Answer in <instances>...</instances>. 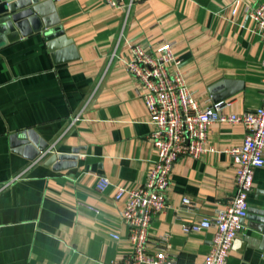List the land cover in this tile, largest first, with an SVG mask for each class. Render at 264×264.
I'll return each instance as SVG.
<instances>
[{
  "label": "crops",
  "instance_id": "1",
  "mask_svg": "<svg viewBox=\"0 0 264 264\" xmlns=\"http://www.w3.org/2000/svg\"><path fill=\"white\" fill-rule=\"evenodd\" d=\"M41 1L64 31L56 60L41 33L0 48V264H123L132 248L116 188L143 185L157 159L144 89L125 66L128 44L155 51L171 43L203 107L226 100L229 111L255 109L264 96V40L250 12L263 0H242L235 16L234 0H134L128 18L104 0ZM30 129L49 145L38 163L40 156L30 160L33 143L11 145ZM244 137L240 124L215 123L208 143L216 151L174 165L151 252L168 250L179 264L210 253L215 230L188 234L183 226L234 197L236 171L224 151ZM74 150L76 159L65 161L74 166H45L52 153ZM249 202L264 211V167ZM253 217L228 264H264V223Z\"/></svg>",
  "mask_w": 264,
  "mask_h": 264
},
{
  "label": "built area",
  "instance_id": "2",
  "mask_svg": "<svg viewBox=\"0 0 264 264\" xmlns=\"http://www.w3.org/2000/svg\"><path fill=\"white\" fill-rule=\"evenodd\" d=\"M104 1L122 10L126 18L134 4V0ZM241 3L242 0H234L230 5L232 16L238 14ZM250 15L264 40V0L252 9ZM128 51L125 66L144 89L142 96L150 117L152 146L157 159L143 185L116 188V200L124 201L122 219L130 230L132 248L123 264H179L168 250L151 252L152 221L168 207L174 165L183 157L201 159L216 151L208 143L210 128L215 123L240 124L245 129L243 143L224 151L231 157L236 171V193L216 215L186 223L183 231L190 234L215 230L210 253L200 263L187 264H228L230 252L236 243L242 241V221L249 214L255 173L264 167V96L259 107L242 112L229 111L232 102L226 100L203 107L190 88L181 69L182 61L171 43H164L155 51H147L140 43H130ZM46 154L44 152L35 163ZM182 202L187 206L193 204L188 197ZM110 234L120 240L118 233L112 231Z\"/></svg>",
  "mask_w": 264,
  "mask_h": 264
},
{
  "label": "water",
  "instance_id": "3",
  "mask_svg": "<svg viewBox=\"0 0 264 264\" xmlns=\"http://www.w3.org/2000/svg\"><path fill=\"white\" fill-rule=\"evenodd\" d=\"M48 1L41 0H0V48L11 43H15L22 37H28L35 33H41L49 50L52 52L53 58L59 54L56 51L61 49V44L65 41L63 28L58 17L49 14ZM216 99V98H215ZM216 102L218 100H215ZM11 145L17 149L20 144L32 143L36 147L34 153L30 155V160H34L47 151L49 145L46 142H39L38 135L34 130L16 133L11 136ZM27 148V147H26ZM34 148V147H33ZM77 150L72 154L66 153H52L48 157L45 166H53L55 170H62L69 166H74L72 163H65L66 160H75ZM260 215L258 221L264 223V211L249 208L248 216L243 219L255 220L257 217L253 215Z\"/></svg>",
  "mask_w": 264,
  "mask_h": 264
}]
</instances>
